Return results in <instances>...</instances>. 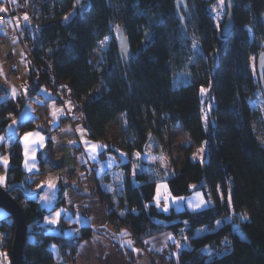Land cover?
<instances>
[{"label": "trees", "instance_id": "obj_1", "mask_svg": "<svg viewBox=\"0 0 264 264\" xmlns=\"http://www.w3.org/2000/svg\"><path fill=\"white\" fill-rule=\"evenodd\" d=\"M75 1L28 0L43 26L41 45L33 54L45 69L36 73L31 66L24 79L26 93L0 100V136L6 138L0 155L9 156L5 184L26 178L20 135L38 128L32 117L21 118L16 133L9 131L10 125L28 97L49 85L51 70L59 82L70 86L92 139L106 140L110 123L118 116L125 118V135L110 149L115 145L129 156L142 154L150 131L158 137L177 127L188 131L192 142L178 171L168 179L170 192L187 196L202 190L216 200L214 206L197 211L165 212L153 203L157 186L153 174L139 170L131 175L128 162L123 165L126 204L113 207L108 202L114 210L110 219L121 215L119 225L130 223L141 240L166 230L183 233L187 245L170 264H264V143L255 126L261 112L253 108L263 93L250 63L251 55L264 50V0H235V24L226 37L221 33L224 22L217 28L210 11L216 0H188L191 17L185 28L177 18L175 0H85L84 12ZM115 26L129 37L133 55L128 61L118 57ZM109 36L103 60L94 65L93 49ZM205 88L211 103L206 122ZM6 92L0 82V95ZM260 127L264 133V116ZM204 141L207 159L192 160L195 146ZM230 188L249 218L217 226L231 216ZM10 194L22 205L28 225L23 264H54L50 241L74 255L79 241L92 236L91 227H82L80 237L56 233L43 225L44 212L29 190L16 186ZM203 226L208 231L196 235ZM14 234V220L8 214L0 219V245L9 254Z\"/></svg>", "mask_w": 264, "mask_h": 264}, {"label": "crops", "instance_id": "obj_2", "mask_svg": "<svg viewBox=\"0 0 264 264\" xmlns=\"http://www.w3.org/2000/svg\"><path fill=\"white\" fill-rule=\"evenodd\" d=\"M0 5L7 11L3 2ZM6 15L0 19V50L4 49L7 54L12 48L11 41L17 40L13 35L20 29L21 23L17 15L14 19ZM24 79L23 88L17 92L7 88L12 86L8 82L7 92L0 95V100L25 94L27 87ZM63 93L64 100L60 101L48 84L42 85L36 94L28 97L24 109L9 129L16 133V124L24 117L34 118L38 126L23 132L20 143L27 188L44 212L43 225L52 226L56 233L68 237H80L82 227L92 228V236L79 241L74 255L50 241L48 245L53 251L54 264H148L145 253L131 238L128 227L114 224L108 213V202L117 206L126 204L123 199L126 175L123 165L130 162L128 173L131 175L139 171L132 165L136 153L129 156L115 145L113 149L104 145L105 141H109L111 125L121 116L108 126L106 140H94L85 126L82 107L68 92ZM5 140V136L1 135L0 145ZM75 147L83 148L76 152ZM1 156H5L9 162L8 154ZM0 165L4 167L0 170V184H4L8 164ZM63 165L75 174L73 180H68L66 173L60 169ZM100 189L108 200L102 197ZM220 196L223 198V195ZM236 200V211L231 208V216L242 213V219H238L244 221L249 214ZM153 203L165 212L197 211L216 204L211 193L207 196L202 190L187 196H174L166 180L161 185L157 182ZM85 211H92V214L86 216ZM231 216L219 220L217 226L229 221ZM135 226L139 228L138 224ZM144 241L152 250L166 249L170 260H177L179 251L187 245L183 233L176 234L171 230L149 236ZM112 243L115 245L112 246Z\"/></svg>", "mask_w": 264, "mask_h": 264}, {"label": "rangeland", "instance_id": "obj_3", "mask_svg": "<svg viewBox=\"0 0 264 264\" xmlns=\"http://www.w3.org/2000/svg\"><path fill=\"white\" fill-rule=\"evenodd\" d=\"M83 2H85V0H76L75 6L79 8L82 6ZM1 6L2 5H0V7ZM210 11L214 17L216 27L220 29L222 23L225 21L226 13H227L225 7V0H216L214 3L211 4ZM3 13L4 12H0V16H2ZM16 15L18 17L22 16L23 19H25L26 16L24 13H21V15L16 13ZM71 15L72 14H70L67 18H70ZM118 28H119L118 26L114 27V38L117 35ZM16 38L18 41L16 39L11 41L12 48L9 50V53H11L10 55L11 59L8 58L9 53L7 54L4 53V49H2V51L0 50V82L5 86L7 85L8 82L12 83L11 87H7L9 89H12V92L13 91L17 92L16 90H21V88H23L22 87L23 79L29 73L31 67L30 61L26 56L25 50L20 40L18 39V37ZM111 39H112L111 36L102 39L99 42V44L93 49L91 55V61L94 65L98 64L103 60L104 53L109 48ZM256 59H257L256 54L250 56V63L254 70H256ZM9 61H15V62L10 63ZM33 71L36 72L34 69ZM185 74H187V71L184 72V75ZM51 90L54 92L52 88ZM202 95L204 98L207 99L208 97L207 88L202 90ZM210 108H211V103L207 99L203 105L204 122H206V117H207L206 115L209 113ZM253 108L257 112H261V115L259 114L260 116H258L256 119L255 126H256L257 134L259 135L261 141L264 143V133L260 127L261 117L264 116L263 96L262 97L259 96L253 102ZM123 123L125 124V118L123 116H121L115 122H113L109 133L110 134L109 141H105L104 145H106L107 143L111 144V143L119 142L121 140V138L125 135ZM191 142H192V138L190 136V133L188 131L183 130L180 127L170 129L162 137H158L153 132L150 131L146 142L145 152L142 154L136 153L137 157L132 162V165L135 166V170L136 169L149 170L153 174L158 184L161 185L164 180L168 181L169 178H171L176 174ZM82 148L83 147H81L80 150H82ZM207 153H208V141H204L200 145L195 146L193 152L191 153V158L194 161L204 162L207 159ZM58 157L61 158V155H59ZM0 163L6 166L8 164V159L5 156H1ZM72 175L75 176L74 173H72ZM1 185L4 186L6 184L4 183ZM220 191L221 189H219V195H223L221 194ZM99 192L101 193V189ZM101 194L103 198L107 199L104 193ZM211 195L213 202L215 203L216 200L214 194L211 193ZM235 198H236V192L233 188H230V192L228 195V203L230 207L236 211ZM113 207H119V206L114 205ZM110 211L114 212L113 209L108 208V213ZM7 216H8V212L4 208L0 207V219L5 218ZM242 216H243L242 213H238L239 219L240 218L242 219ZM112 219L115 220V218ZM114 220L113 222H115ZM207 231H208L207 226H203L196 230V235H203ZM29 240L30 241L33 240V236H29ZM4 249H5L4 258L10 264V254L8 253V250L6 248Z\"/></svg>", "mask_w": 264, "mask_h": 264}, {"label": "built area", "instance_id": "obj_4", "mask_svg": "<svg viewBox=\"0 0 264 264\" xmlns=\"http://www.w3.org/2000/svg\"><path fill=\"white\" fill-rule=\"evenodd\" d=\"M0 2H3L6 6V10L2 16H0V19H4L9 14L12 19H14V16L16 13L21 15V13H24L27 16V19H23L22 16H20V23L21 27L20 29H17L14 33V37H18L20 40L26 56L28 60L30 61V64L32 68L39 73H43L44 66L38 64L37 60L34 57L33 50L38 47L41 41V37L43 34V26L42 24L34 17V14L31 10V7H29L28 0H0ZM9 59H11V56H8ZM50 76H49V86L54 90V93L56 94L58 100L62 101L64 100V91L68 92L71 95V88L66 83H61L58 81L56 74L50 70ZM111 144L107 143L105 145V148H110ZM75 150L78 152L80 151V147H75ZM91 164V163H90ZM4 167L0 165V170H2ZM64 173H66V176L68 180H73L74 176L71 172H69L68 168H66L64 165L60 167ZM109 209H112L111 206H108ZM92 211H85L84 215L88 216L91 215ZM231 222L233 224H237L239 219L238 215L234 214L230 218ZM114 224L119 225V223L122 222L121 215L117 216V218L114 220ZM131 233V238L135 243H137L145 253L146 257L148 258V264H170V254L166 249L161 250H152L150 249V245L146 243V241L141 240L139 236L133 231L132 226L130 223H123ZM115 243H112V246H114ZM5 257V249L2 245H0V264H9L8 261H6Z\"/></svg>", "mask_w": 264, "mask_h": 264}, {"label": "water", "instance_id": "obj_5", "mask_svg": "<svg viewBox=\"0 0 264 264\" xmlns=\"http://www.w3.org/2000/svg\"><path fill=\"white\" fill-rule=\"evenodd\" d=\"M234 4L235 0H225L227 13L221 29V33L225 37L230 34L235 24L233 13ZM86 7L87 3L85 2L80 7L81 11L84 12ZM175 11L177 18L181 21L183 28H185L187 18L190 19L191 17L188 0H175ZM115 42L119 59L122 62L128 61L132 57L133 52L130 47L129 37L122 28L117 29ZM256 72L261 81L264 97V50L260 51L257 55ZM16 186L28 191L26 178L18 182L8 183L4 186L0 184V207L4 208L12 216L15 224V234L10 250V264H23V251L28 236V225L25 220L22 205L10 194L11 190Z\"/></svg>", "mask_w": 264, "mask_h": 264}, {"label": "snow or ice", "instance_id": "obj_6", "mask_svg": "<svg viewBox=\"0 0 264 264\" xmlns=\"http://www.w3.org/2000/svg\"><path fill=\"white\" fill-rule=\"evenodd\" d=\"M0 11H5V9H3V8H0ZM25 19H27V17L25 16ZM41 139H43V138H41ZM53 223L55 222L54 220L52 221Z\"/></svg>", "mask_w": 264, "mask_h": 264}]
</instances>
